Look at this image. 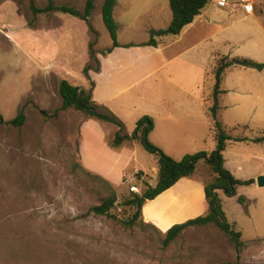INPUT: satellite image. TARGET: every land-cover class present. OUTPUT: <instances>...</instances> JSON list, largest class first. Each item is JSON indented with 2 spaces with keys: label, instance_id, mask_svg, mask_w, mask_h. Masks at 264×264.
Returning <instances> with one entry per match:
<instances>
[{
  "label": "rangeland",
  "instance_id": "rangeland-1",
  "mask_svg": "<svg viewBox=\"0 0 264 264\" xmlns=\"http://www.w3.org/2000/svg\"><path fill=\"white\" fill-rule=\"evenodd\" d=\"M52 1L80 11L85 4V0ZM35 2L43 9L49 0ZM102 2L94 1L87 23L56 10L34 17L30 0H0V113L5 121L19 110L25 114L20 127L0 124V264H264V186L256 182L258 172L264 175V142L253 141L264 135V70L233 68L222 84L227 91L221 96L220 120L231 136L223 152L226 165L237 175L254 179L252 184L239 186L235 196L218 191L227 220L241 233L239 251L213 225L188 227L164 247V232L143 224L141 218L127 226L88 213L90 206L101 201L106 188L82 168L79 127L87 117L73 108L62 109L59 82L64 79L90 90L95 82L89 74L99 69V60L103 55L114 59L107 64L115 67L112 73L102 62L96 85L102 81L118 85L116 95L103 107L131 133L139 118L127 104L148 90L143 84H151L149 92L154 95L175 91L181 95L185 89L190 96L201 97L203 74L213 68L214 52L228 50L217 40L209 41L201 54L191 51L185 64H171L185 67L176 73L178 80L172 81L173 73L167 70L145 75L141 83L131 86L145 74L139 72L140 56L150 30L169 25V0H117L114 19L120 46L112 56L107 52L112 40L102 21ZM164 9L169 13L168 23L158 19ZM170 37L161 39L166 42ZM240 47L231 48V52H250L238 50ZM232 56L258 61L249 55ZM257 56L263 60L258 62L264 63V53ZM232 84L245 94L230 90ZM211 86L209 79L206 96H210ZM107 127L114 125L91 120L84 128L85 138L96 143ZM210 129L207 118L198 146L192 144L188 153L215 149ZM101 151L93 152L92 157L107 163ZM139 164L147 170L146 179H141L142 172L134 174L132 163L123 170L122 181L112 183L118 195L112 212L119 218L132 217L135 212L122 204L132 191L142 193L149 182L156 181L149 163ZM238 196H243L244 202L239 203Z\"/></svg>",
  "mask_w": 264,
  "mask_h": 264
},
{
  "label": "crops",
  "instance_id": "crops-1",
  "mask_svg": "<svg viewBox=\"0 0 264 264\" xmlns=\"http://www.w3.org/2000/svg\"><path fill=\"white\" fill-rule=\"evenodd\" d=\"M251 3L253 7L252 11L246 12L243 9L241 0H231L230 5L226 7H218L213 0H209L201 12L195 16L192 22L185 25L178 35L170 37L166 42H163L161 37H158L155 46L146 45L147 47L142 50L143 54L140 56L141 64L139 66V72L145 74L134 80L131 86L141 83L145 75L164 73V71L167 70L173 73L170 78L172 81L178 80L176 73L185 67L183 65L171 64L179 61L185 64L191 51L196 49L195 53L201 54L204 45L213 40L221 42L223 46L228 49L227 51L225 50L226 54L214 52L213 68L215 60L219 55H249L254 59H258V61H263L261 58H257V55L264 53V42H261V38L264 39V0H252ZM168 17L169 13L164 9L162 16H159L158 19L163 21V23H168ZM153 29L162 28L156 27ZM239 45L242 47L238 50L250 52H239L238 50V52H231V48H235V46ZM115 49H117V47H114L108 55L112 56L116 54ZM122 51L128 53L127 50ZM120 56H122V53ZM107 58L108 57L103 55L101 60H99V69L103 62L106 71L112 73L115 67H108L107 64L111 61L115 62V60ZM213 68L204 71L200 86L201 97L196 95L190 96L185 89H181L185 92V94L181 95H176L175 92L177 91L170 95L164 92L154 95L153 92H149V90H152L151 84L145 83L143 86L147 87L148 90L141 91L140 95L136 96L134 100H128L127 105L129 110L134 112L138 118L142 115H149L152 117L154 127L149 134L150 141L175 160H180L185 154L190 152L191 150L189 147L192 144L198 146L200 132L206 128L207 118L210 119L212 127V120L208 113L210 102L204 99L203 81L205 73L211 72ZM233 68L237 67L226 70L221 81L220 86L223 90V93L220 95L221 105V96L227 91L223 88L222 84L223 81L226 80L225 76L227 71ZM99 69L89 74L93 84L95 82L92 87V98L99 105L107 107L111 97L116 95L114 91L117 89L118 85L114 84L112 81L109 83L102 81L99 85H96L98 77L100 76ZM263 70L264 68L256 71L261 73ZM259 84L262 83L259 82ZM228 87L233 92L245 94L238 85L232 84ZM101 88H103L102 92L100 91ZM91 120L94 119L86 118L81 122L79 127L81 129L79 154L82 166L86 170L102 176L111 183H115L122 181L123 170L128 168L132 163H134V174L142 172L143 175L141 179H146L148 175L144 172L147 170H144L139 163H149L148 169L156 176V181L149 182L148 184L154 186L157 182L158 170L155 156L149 154L147 151L149 155H146L140 149V147L142 149L143 147L136 141H126L118 148H110L106 141L113 137L116 132L115 126L114 128H105L96 143L87 140L85 138L84 128ZM99 122L104 124L107 123L102 121ZM211 133L215 140L212 130ZM100 149L102 150L101 152L106 154L108 159L107 163H99L94 159V156L92 157V153ZM226 163L227 160L224 157V166L230 170L235 177L245 180L244 177L237 175L231 168L227 167ZM198 168L199 171H197ZM237 170L241 171V167H238ZM262 173L263 172H258V175H262ZM210 177L211 174L207 165L203 162H199L192 176L181 178L157 197L152 200H147L144 203L141 211L142 220L145 223L155 225L159 230L165 232L176 223H182L188 219L205 214L207 211V201L205 199L204 183L208 181Z\"/></svg>",
  "mask_w": 264,
  "mask_h": 264
},
{
  "label": "trees",
  "instance_id": "trees-1",
  "mask_svg": "<svg viewBox=\"0 0 264 264\" xmlns=\"http://www.w3.org/2000/svg\"><path fill=\"white\" fill-rule=\"evenodd\" d=\"M95 0H85L83 10L80 11L74 7L66 5H54L52 0H49L48 5L40 9L37 7L35 0H30V9L35 17L37 14L47 11H60L72 16L78 17L88 23L89 16L94 8ZM117 0H103L101 5V16L104 26L112 40V47L107 50L110 52L112 48L120 46L117 41V23L113 16L114 6ZM209 0H169V7L172 18L169 25L162 29H151L150 38L144 45L155 46L157 38L163 36H176L181 29L193 21ZM251 68L262 70L264 63L257 62L248 57L219 55L211 72L205 73L203 81L204 99L210 102L208 113L212 120L211 130L216 140L215 149L212 151H198L195 153L185 154L180 160H175L167 155L161 148L152 143L149 139V134L154 127V121L149 115H142L135 123V127L131 133L125 132L123 122L107 110L102 105L96 103L92 98V89L86 90L79 86L73 85L67 80L59 82L58 90L62 99V109L73 108L85 114L89 119L107 122L116 127V132L113 137L108 139L107 144L111 148H118L126 141H136L145 151L152 154L157 159V182L154 186L146 185L142 193L132 191L131 196L122 204L135 209L132 217L125 219L119 218L112 212V209L118 201V195L113 187V184L102 176L92 173L82 168L94 178L98 179L105 185V195L98 204L92 205L88 209V213L95 216H105L120 222L121 224L131 226L138 218L142 219V207L147 200H152L159 194L173 186L178 180L184 177H190L194 174L199 162L207 165L211 177L204 183L205 199L207 201V211L205 214L188 219L182 223H176L169 227L164 232L162 244L164 247L169 246L186 228L191 226L213 225L223 231L231 242L234 243L237 251L243 246L240 240V231L235 230V226L230 223L223 211L221 199L218 191H223L227 196H235L237 188L242 185L254 183V179H239L235 177L230 170L224 166L223 151L227 146V142L231 140V136L225 130L220 120V95L223 93L221 89V81L229 68ZM212 79L211 94L205 95L206 82ZM25 121V114L19 110L16 116L5 121L0 113V124H10L15 127H20ZM237 141H244L242 138H237ZM254 142H264V135L253 139ZM243 196H238L239 203L244 202ZM143 224L157 228L151 223Z\"/></svg>",
  "mask_w": 264,
  "mask_h": 264
},
{
  "label": "built area",
  "instance_id": "built-area-1",
  "mask_svg": "<svg viewBox=\"0 0 264 264\" xmlns=\"http://www.w3.org/2000/svg\"><path fill=\"white\" fill-rule=\"evenodd\" d=\"M213 2L218 7H226V6H229L230 5L231 0H213ZM251 2H252V0H241L243 9L246 12L252 11L253 7H252V3Z\"/></svg>",
  "mask_w": 264,
  "mask_h": 264
},
{
  "label": "water",
  "instance_id": "water-1",
  "mask_svg": "<svg viewBox=\"0 0 264 264\" xmlns=\"http://www.w3.org/2000/svg\"><path fill=\"white\" fill-rule=\"evenodd\" d=\"M256 182L259 186H264V175H259L256 179Z\"/></svg>",
  "mask_w": 264,
  "mask_h": 264
}]
</instances>
